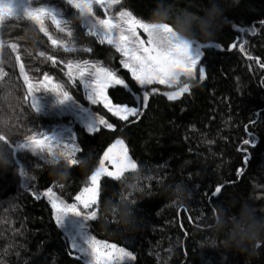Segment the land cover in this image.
Wrapping results in <instances>:
<instances>
[{
	"label": "trees",
	"instance_id": "16d2710c",
	"mask_svg": "<svg viewBox=\"0 0 264 264\" xmlns=\"http://www.w3.org/2000/svg\"><path fill=\"white\" fill-rule=\"evenodd\" d=\"M57 1L66 20L65 31L53 23L45 26L50 24L49 35L66 47L53 45L26 17L0 23V135L9 141H0L5 148L0 160L8 165L0 168V264H84L85 259L71 246L78 237L74 228L64 222L57 224L43 193L52 187L66 204H74L75 196L88 186V178L117 139L124 141L141 175L137 179L135 170L127 171L121 180L102 177L97 218L80 221L83 233L115 243L135 257L121 264H244V258L234 252L206 248L201 242L209 237L210 217L217 205L242 198L264 209V0H239L238 6L230 7L212 46L202 49L195 77L183 83L189 90L174 100L165 93L176 88L137 85L122 67L115 47L91 35L73 7L51 0ZM155 2L120 0L115 7L118 13L129 11L146 22ZM172 2L176 8L196 12L207 0ZM36 3L48 6L46 0ZM138 34L145 39L142 31ZM85 60L108 67L125 80L131 91L116 86L108 90L109 98L113 103L139 107L138 117L123 121L100 103L88 102V89L75 72L69 78L67 69V64ZM200 67L205 69L203 80ZM45 75L68 92L66 107H58L60 98L45 89ZM25 76L39 91L29 93ZM84 81L88 83V77ZM145 91L149 93L146 107ZM80 110L102 117L114 130L100 126L89 133L75 119ZM56 132L61 142L75 141L80 148L77 160L89 161L87 167L68 165L67 178L59 182L39 156L17 149L30 135L49 137ZM245 139L252 143L245 145ZM126 179L132 182L128 187ZM181 184L191 193L190 198L174 204L172 190L181 192ZM216 187L222 189L217 196L213 195ZM110 197L134 206L137 227L133 231L118 229L115 221L102 225L100 212ZM238 209L237 203L232 212ZM77 245L83 246L80 239ZM257 250L251 264H264V244L258 243Z\"/></svg>",
	"mask_w": 264,
	"mask_h": 264
},
{
	"label": "snow or ice",
	"instance_id": "6c2138e0",
	"mask_svg": "<svg viewBox=\"0 0 264 264\" xmlns=\"http://www.w3.org/2000/svg\"><path fill=\"white\" fill-rule=\"evenodd\" d=\"M120 0H108L109 6L118 4ZM67 3L73 8L79 10L82 17H91L92 21L89 26V33L96 36L101 43H107L115 47L122 59L120 61L122 67L130 73L131 78L144 88L151 84L165 85L168 88H176V91L165 93L169 100L179 98L183 93L189 90L187 84L181 85V77L192 79L195 77L197 65L200 63L204 55L201 45L195 46L184 43H174L166 34L171 32V28L167 25H154L144 22L142 19L135 17L129 11H120L116 19L110 16L106 18H97L93 13V4L104 5L105 0H67ZM26 17L39 26L40 32L48 37L53 45L66 47L61 41L55 40L49 35L45 27V20L50 19L57 29L61 32L65 31L62 27L65 24L63 19L58 18L52 10L45 7L25 8L21 12L12 6L11 0L5 3V0H0V23L10 18ZM160 29L158 32L157 29ZM138 30H142L147 36V39H142L138 34ZM71 35V32L68 33ZM12 49H16V45H11ZM236 47L235 44L232 45ZM69 50V49H66ZM243 50V45H241ZM85 51H90L85 49ZM41 55H44L41 53ZM48 59H52L51 56ZM20 57L17 56L19 62ZM55 62V61H54ZM21 72H24V67L21 64ZM69 78H72L74 72L88 89L87 98L92 104L102 103L113 116L120 120L127 121L129 117H138L140 113L139 107L129 106L128 104L113 103L109 98L108 90L120 86L124 89H129V85L121 78L116 71L100 66L99 64H90L87 60L83 63L67 64ZM205 75L204 67L199 68L200 79L203 80ZM90 77V83H85L84 77ZM46 83L44 87L48 91L55 92L56 95L64 100L70 99L68 92L63 90L59 84H52L51 80L45 75ZM25 83L28 84L29 93L33 89L39 91V87L28 83V77L25 76ZM49 85L51 86L49 88ZM58 90V91H57ZM131 91V89H129ZM157 91L153 89V92ZM135 95V93H134ZM149 93L143 94L144 106H147ZM137 104L140 102V97L136 95ZM32 106L36 112L39 108L36 101L33 99ZM98 125H104L108 129L114 130V126L102 117H95V123L87 129L89 133L98 131ZM0 141L9 144V141L4 135H0ZM245 145L252 141L245 139ZM11 146V145H9ZM20 149L31 151L34 156H39L40 160L48 164L49 157L54 153V149H63L61 155L67 160L69 165H76L78 160L76 154L80 151L75 141L72 143H64L53 137H48L41 134H33L27 137L26 142L17 145ZM112 166V171H109L105 162ZM39 166V165H37ZM129 170H137V163L128 154V149L121 139H117L104 153L99 161V167L92 172L88 178L89 184L85 186L75 200L82 205L85 211H81L77 204H66L60 199L49 187L43 193L51 204L55 213L57 224L60 226L64 217L71 213L74 216H82L86 222L94 221L97 218L100 208V192H101V177H111L114 180H121L124 174ZM21 175H24L21 172ZM221 187H216L213 195L221 193ZM72 248L76 250L80 256L85 258L84 264H121L124 258L129 260L135 259L132 253L125 250L123 247H118L115 243L98 240L93 235L85 237L83 246L73 244ZM77 258H80L79 256Z\"/></svg>",
	"mask_w": 264,
	"mask_h": 264
},
{
	"label": "clouds",
	"instance_id": "9594fccd",
	"mask_svg": "<svg viewBox=\"0 0 264 264\" xmlns=\"http://www.w3.org/2000/svg\"><path fill=\"white\" fill-rule=\"evenodd\" d=\"M239 0H207L198 11L193 12L187 8H176L172 0H156L155 6L146 21L148 24L167 25L171 32L166 35L174 43L199 44L207 46L211 44L219 31L223 27L225 13L230 7L238 6ZM159 32L160 29L158 28ZM5 148L0 146V154ZM87 158L78 160L79 166L87 167ZM48 165L52 169L53 177L59 182L68 176V162L61 155V149L56 148L53 155L49 157ZM8 165L0 160V168ZM141 173L136 170V178ZM132 182L125 180V187ZM181 192L175 188L172 190L173 203L180 204L185 197L191 193L186 186L180 185ZM239 204L237 212L232 209ZM133 205L130 201L108 198L104 201L99 219L102 225H107L115 221L118 229L123 231H133L137 224L133 220ZM202 246L206 248H217L224 252H234L244 258V264H251V258L257 255V244H264V209L257 207L254 203H249L245 199L235 202H228L226 205H217L213 209L210 217L209 237L202 241Z\"/></svg>",
	"mask_w": 264,
	"mask_h": 264
},
{
	"label": "rangeland",
	"instance_id": "374dc122",
	"mask_svg": "<svg viewBox=\"0 0 264 264\" xmlns=\"http://www.w3.org/2000/svg\"><path fill=\"white\" fill-rule=\"evenodd\" d=\"M38 0H11V3H12V6L17 10V12H21L23 9H25V8H35V7H43V5H39L38 3H36ZM9 2V0H5V3H8ZM62 2L63 3H65L66 5H68V6H71V5H69L68 3H67V0H62ZM45 5H48L46 8L47 9H50V10H52L53 11V13L54 14H57L58 15V18H60V19H63L64 21H66L65 19H64V14H63V12H61L58 8V1L57 2H55V3H53V2H51V0H46V3H45ZM116 5V4H115ZM115 5H111V6H109V4H108V0H105V3H104V5L103 6H101V5H99V4H93V13H94V15L97 17V18H101V19H103V18H106V16H110V17H112L113 19H116V17H117V14H118V11H117V9H116V7H115ZM58 7V8H57ZM72 7V6H71ZM75 9V8H74ZM77 12H78V16L79 17H82L81 15H80V13H79V10H77V9H75ZM82 19L84 20V23H85V25L87 26V29H88V31H89V26H90V22H94V21H92V18L91 17H82ZM45 24H47V23H52V21L50 20V19H46L45 20V22H44ZM50 24H48V25H46L45 27L47 28L48 26H49ZM37 27L39 28V26L37 25ZM140 31H142V30H140ZM143 32V31H142ZM138 33H139V30H138ZM47 37V36H46ZM48 38V37H47ZM147 39V36L145 37V40ZM68 43V42H67ZM68 45H69V43H68ZM209 46H212L211 44H209V45H207V46H204V47H209ZM204 47H202V49L204 48ZM86 77H88V76H86ZM185 79H189V78H187V77H181V85L180 86H182L183 85V83H184V81H185ZM90 81H91V78L90 77H88V83H90ZM163 86H165V85H163ZM167 87V86H166ZM175 88V87H174ZM89 91V90H88ZM88 93V92H87ZM53 96L54 97H56L57 98V95H56V93L55 92H53ZM87 100H88V102L90 103V104H92L90 101H89V99L87 98ZM101 105H103L102 103H100ZM67 106V102H66V100H64V101H62L61 102V99H59V101H58V107H66ZM87 111L86 110H80L79 112H77L76 114H75V119L79 122V123H81V124H83L86 128H88L90 125H92V124H94L95 123V117H93V116H90V114H88V112L86 113ZM86 114H87V116H86ZM100 126H104V125H98V128L100 127ZM53 138H55V139H59V136H60V133L59 132H56V133H52V135H51ZM51 136H49V137H51ZM115 143V141L111 144V145H113ZM110 145V146H111ZM109 146V147H110ZM108 147V148H109ZM17 149H20V148H18L17 147ZM106 163V166L108 167V169H109V171H112L113 169H112V166L110 165V164H108V162L106 161L105 162ZM129 171H133V170H129ZM102 177H104V176H102ZM101 177V178H102ZM106 177V176H105ZM109 178H111V177H109ZM74 204H77L78 205V208H79V210H81V211H85L83 208H82V205H79V202H77V201H75V203ZM83 221V217L82 216H74V215H72L71 213H69V214H67L66 216H65V221H62V222H64V223H66L69 227H70V229L73 227L74 228V233L76 234V235H78V237L77 238H75V240L71 243V246L75 243V244H78L79 243V239L81 240V242L84 244V239H85V237H87V236H89V235H91L90 233H83L82 231H81V229H80V221ZM84 258V257H83ZM85 259V258H84ZM131 260H129V259H127V258H124V260L121 262V263H124V262H130Z\"/></svg>",
	"mask_w": 264,
	"mask_h": 264
},
{
	"label": "water",
	"instance_id": "95a60500",
	"mask_svg": "<svg viewBox=\"0 0 264 264\" xmlns=\"http://www.w3.org/2000/svg\"><path fill=\"white\" fill-rule=\"evenodd\" d=\"M218 194H216L215 196H217Z\"/></svg>",
	"mask_w": 264,
	"mask_h": 264
}]
</instances>
